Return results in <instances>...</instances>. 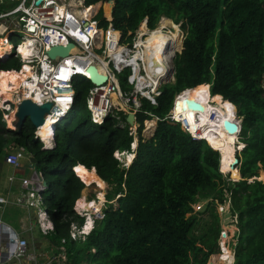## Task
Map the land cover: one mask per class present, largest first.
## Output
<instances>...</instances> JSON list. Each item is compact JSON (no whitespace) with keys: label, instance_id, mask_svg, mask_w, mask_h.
<instances>
[{"label":"trees","instance_id":"trees-1","mask_svg":"<svg viewBox=\"0 0 264 264\" xmlns=\"http://www.w3.org/2000/svg\"><path fill=\"white\" fill-rule=\"evenodd\" d=\"M99 3L112 5L110 22L103 9L99 12L103 28L112 24L128 35L145 19L153 29L165 16L182 22L185 40L174 64L175 83L163 87L157 106L144 101L148 114L138 115L139 141L128 169L114 155L130 151L132 159L129 127H118L111 116L102 124L92 120L88 100L93 85L83 77L74 80V109L57 128L52 150L34 141L29 123L5 134L0 109V161L14 145L32 154L36 169L49 175L41 195L52 223L48 241L65 248L67 264H207L218 252L220 219L213 212L211 226L196 236L197 219L188 215L199 198L218 191L219 204L229 202L230 215L237 216L226 223L237 230L234 264H264V0H85L86 6ZM19 68L13 57L0 62V74L16 76L6 71ZM188 89L194 90L182 95L201 94L212 104H223L231 117H237L236 105L243 118L238 163L227 176L218 152L164 120L175 96ZM115 111L121 112L119 107ZM152 116L160 120L154 135L144 139V122ZM80 168L95 172L112 190L105 195V217L95 221L88 235L72 239L71 226L85 223L75 207L82 214L81 206L94 200L85 198L88 181L80 177ZM224 178L230 180L228 196L220 189Z\"/></svg>","mask_w":264,"mask_h":264},{"label":"built area","instance_id":"built-area-1","mask_svg":"<svg viewBox=\"0 0 264 264\" xmlns=\"http://www.w3.org/2000/svg\"><path fill=\"white\" fill-rule=\"evenodd\" d=\"M91 8L92 6L85 5V0H0V62L13 57L19 61L20 68L6 72L23 73L26 67L29 68L26 71L31 72L26 79V85H22L24 92L16 95L11 102L0 103V109L4 111L7 128L15 131V115L22 101L31 100L39 106L51 103L43 126L34 131V140L42 143L46 150L54 148L57 128L74 109L77 96L75 78L89 80L91 67H96L100 75L107 76L105 84L93 85L89 91L88 109L92 120L102 124L111 116L118 122V127H129V134L134 141L138 137L137 146L140 128L138 115L148 114L143 110L144 101L157 106L163 87L176 81L174 64L185 40L182 22L162 16L152 29L145 19L137 30L123 35L112 24L103 28L98 19L99 13H86ZM107 21H111L110 15ZM154 35L157 40L149 43ZM19 36H22L21 42H17ZM26 43L30 52L25 56L20 48ZM71 44L74 47L68 56L52 59L48 55L55 47L66 48ZM178 95L180 93L175 96L172 109L164 120L181 125L194 140H202L192 133L189 122L175 116L177 112L174 110V102ZM116 107L121 112H116ZM129 115L134 116L132 125L127 121ZM154 118L156 122L160 120ZM146 123L147 121L144 125ZM46 125L48 139L45 137L46 132L43 133ZM137 146L134 149V142L131 144L134 154ZM9 151L6 163L18 167L26 150L10 145ZM118 152L120 153L117 151L114 156L120 162ZM23 186L28 190L30 205H35L36 201L41 203V195L47 189L45 174L35 173L23 180ZM5 202L4 198H0V203ZM75 212L84 217L77 210V206ZM41 215L47 222V213L42 212ZM104 217L100 207L95 218L102 220ZM44 226L43 230L47 233L50 230L49 223ZM85 227L86 223L81 228L73 224L70 237H85L89 234ZM6 233L8 240L5 248H0V264L4 263L5 253L8 260L23 259L28 247V242L20 239L10 229H6Z\"/></svg>","mask_w":264,"mask_h":264},{"label":"bare ground","instance_id":"bare-ground-1","mask_svg":"<svg viewBox=\"0 0 264 264\" xmlns=\"http://www.w3.org/2000/svg\"><path fill=\"white\" fill-rule=\"evenodd\" d=\"M97 6V4L92 6V8L90 10H87L86 13L94 12ZM156 40L157 36L154 35L153 38L148 42L153 43ZM28 46V43H26L20 48L21 53H23L25 56L30 52V49L27 48ZM26 70H29V68L26 67L23 73H17L15 74L16 76H11L9 74L7 75V77H5L2 75L6 74H0V103L11 102L16 95L24 92L22 85H26V79L28 75H31V72H28ZM30 87L33 88V85H30ZM179 99L182 102V110L180 112H177L175 116L189 122L190 130L193 134L197 135L201 139H206L211 148L221 153L222 171L224 173L229 172L233 164V157L236 156L235 144L238 136L229 134L224 129L223 124L225 121L229 120L231 122L237 123L238 126H240L239 119L237 117L229 116L223 104H212L208 100L198 98L194 92L186 96L182 95L181 93ZM188 102L202 103L206 106V110L204 112L194 111L189 107ZM154 127L155 121H148L146 123L145 133L151 134ZM48 132V125H46L43 128V133H45V137H47V139L49 138ZM136 146L137 144L134 143L133 148L135 149ZM129 152L130 151H124L123 153L118 152L117 154L120 158L121 164L125 167H127L126 165H131L133 163L132 159L128 158ZM79 171L82 175V179H84L85 182L88 181V185L95 182H102L98 175L95 176L94 172L87 171L84 168H80ZM233 260L234 258L232 252L228 251V249H225L224 253L221 256H212L210 264H232Z\"/></svg>","mask_w":264,"mask_h":264},{"label":"crops","instance_id":"crops-1","mask_svg":"<svg viewBox=\"0 0 264 264\" xmlns=\"http://www.w3.org/2000/svg\"><path fill=\"white\" fill-rule=\"evenodd\" d=\"M154 119L155 118L152 117V120ZM155 123L156 125L152 132V136L157 127V122ZM25 152L29 153L27 150ZM9 153L10 151L8 148L6 155L0 161V198L6 200L5 203H0V209L4 210L7 207L15 209L18 216L17 219L13 218L9 223L0 220V248H5L8 240L6 229L13 231L20 239L26 240L28 242V247L26 256L19 261L8 260V256L5 253L3 264H67L65 248L60 247L58 249L45 238L52 229V223L49 219L46 220L47 222L42 219L41 214L42 212H46V210L40 208L37 201L35 205L29 204L31 200L28 199V190L23 186L24 179L30 178L40 171L36 169V165L27 157L20 160V165L18 167L7 164L5 159ZM30 156L33 155L30 154ZM47 223H49L50 230L45 233L43 229H45L44 225ZM57 250H60V253L57 254Z\"/></svg>","mask_w":264,"mask_h":264},{"label":"rangeland","instance_id":"rangeland-1","mask_svg":"<svg viewBox=\"0 0 264 264\" xmlns=\"http://www.w3.org/2000/svg\"><path fill=\"white\" fill-rule=\"evenodd\" d=\"M97 5L98 6H97V8L94 11L95 14H98L100 12V10L103 9V11H104V13L106 14L107 17H109V15L111 16V10H112V5L111 4L102 5L101 3H99ZM21 37L22 36H19V39L17 40V42H21V39H22ZM2 76L7 77V75H2ZM197 96H198V98H201L203 100H207V98H205L201 94L197 95ZM236 112L238 114V109H237ZM238 119H239V122L241 121V124H242L243 118L242 117H238ZM154 121L156 122L155 119H154ZM28 123L30 124L29 127H31L32 124L30 122H28ZM155 125H156V123H155ZM7 129H9V128H7V126H6L5 134L8 133ZM145 129H146V124L144 125V129L142 131V136H143L144 139H149L152 136V132L153 131L151 132V134H147V133H145ZM154 129H155V127H154ZM137 140H138V137L136 138L134 143H137ZM241 140H242V137H241V133H240L238 135V139H237V142H236V158H238V155L240 154L239 150H240ZM130 154L133 155V157H132V162H133L136 156H135V154L132 151H131ZM234 159H235V157H233V164L236 161V159L235 160ZM233 164H232V166H233ZM131 165H126L127 167H125V166H123L121 164V167L123 166L124 169H127ZM232 166H231L229 172L223 173L225 176H227L230 173V171L232 170ZM94 174H95V176L97 175L95 172H94ZM79 175H80V177H82L80 172H79ZM45 180L48 183L50 181L49 180V175L47 173L45 174ZM224 180H225V183L220 186V189L222 188L223 191H224V194L226 196H228L229 193L227 191V187L230 186V182H229L230 180L227 179V178H224ZM90 185H92V189L85 191V193H84L85 194V198L90 200V198L92 197V198H94V200L89 202V203H85V204H83L81 206L82 215L84 216L83 218L85 219V223H86L85 231H87V232H89V231H91L93 229V227L95 225V220H96L95 215L97 214V211L100 209V207H101L102 211L104 210V207L106 205L105 195L109 191L112 190V186L108 185L107 183H105L103 181L102 182L101 181L100 182H95V183L90 184ZM218 197H219V192L216 191L207 199H203V198L200 199L199 198L200 201L194 206L193 214H189L188 216L194 215L196 217L197 225H196V228L194 230V235L200 236V235L204 234L208 230V228L211 226L212 222L214 221L213 212H216L218 217H219V219H220L219 224H220V228H221L220 237H219V240H218L219 248L222 247L221 244H222V241H224L225 242L224 250L228 249V251L232 252L233 257H235V248L237 246V239L234 237V233L237 230L235 229V226L232 227V228H229L226 225V223L228 221H230L231 219H234V221H237V218H236L237 216L232 217L230 215L229 202L224 204V205H221V204H219ZM96 199H97L99 205L96 203ZM38 206L40 208H42V209L44 208L42 202L40 203V201H38ZM114 206L117 207L116 202L114 203ZM17 216H18V213H17V211L15 209H12V208H9V207H7L4 210L0 209V220L2 222L9 223V221L12 220L13 218L17 219ZM85 217L87 218V222H86V218ZM64 234L66 235V240L69 241V238H70L69 235L66 232H64ZM224 234H225V236H224ZM45 238L47 239V237H45ZM219 248H218V252L216 254H213V255H211L209 257L207 264H210L212 256H214V255L221 256L224 253V250H223L222 253H220V249ZM234 262L232 264H234ZM81 264H84L83 260L81 261Z\"/></svg>","mask_w":264,"mask_h":264},{"label":"water","instance_id":"water-1","mask_svg":"<svg viewBox=\"0 0 264 264\" xmlns=\"http://www.w3.org/2000/svg\"><path fill=\"white\" fill-rule=\"evenodd\" d=\"M74 47L73 44L69 45L68 47L64 48V47H55L53 48L49 53L48 55L50 56V58L52 59H55V58H60V57H65V56H68L71 49ZM89 72H90V79L89 81L92 83V85H95V86H100V85H103L105 84V82L107 81V76L105 75H100L98 73V70L96 67H91L89 69ZM194 89H188V90H185L181 93H184V92H189V91H192ZM210 92V88L208 90ZM180 93V95H181ZM180 95H178V97L175 99V102H174V110L176 112H180L182 110V102L181 100L179 99ZM210 95H211V92H210ZM223 99L224 97L221 96ZM225 100V99H224ZM225 102H229L231 103L230 101H226ZM232 105H234L233 103H231ZM188 105L189 107L194 110V111H200V112H204L206 110V106L202 103H197V102H188ZM51 106L52 104L51 103H46L42 106H39L38 104L32 102L31 100H24L21 102V104L18 106V111L15 115V127H16V130L17 131H21L22 128L24 127V125L28 122H30L32 124V126L36 129L38 127H41L43 126L44 124V121H45V115L49 113L50 109H51ZM236 108L237 106L234 105ZM237 111V109H236ZM236 115H237V118L239 117L237 112H236ZM127 121L130 125H132L134 123V116L133 115H129L127 117ZM224 127L226 129V131L229 133V134H233V135H239L242 131V124H240V126H238L237 123L235 122H231L229 120L225 121L224 122ZM204 140L207 145H209L208 141L206 139H202ZM35 142H38L37 140H34ZM54 145H55V142H54ZM210 146V145H209ZM219 153V157H220V169H221V172L224 173L222 171V156H221V153L219 151H216ZM25 154V157L29 158L31 160V162L34 164V165H38L37 163V160L34 156H30L29 153H26L24 152ZM238 163V159L236 158V163L232 166V168ZM257 178L255 177L254 179H251L250 182H253L254 180H256ZM260 180V179H259ZM86 187L88 190H91L92 189V185H87L85 183ZM225 236V234H224ZM220 249V253L223 252V249L222 247L219 248ZM234 260L233 262L235 261V257H233Z\"/></svg>","mask_w":264,"mask_h":264},{"label":"clouds","instance_id":"clouds-1","mask_svg":"<svg viewBox=\"0 0 264 264\" xmlns=\"http://www.w3.org/2000/svg\"><path fill=\"white\" fill-rule=\"evenodd\" d=\"M74 170V169H73ZM76 174V173H75ZM76 176H77V174H76ZM78 177V176H77ZM90 233V232H89Z\"/></svg>","mask_w":264,"mask_h":264}]
</instances>
